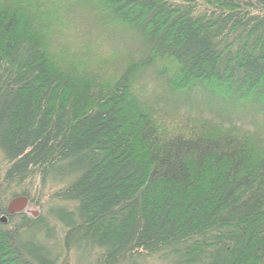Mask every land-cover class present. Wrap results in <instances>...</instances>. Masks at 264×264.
Listing matches in <instances>:
<instances>
[{
	"label": "trees",
	"instance_id": "1",
	"mask_svg": "<svg viewBox=\"0 0 264 264\" xmlns=\"http://www.w3.org/2000/svg\"><path fill=\"white\" fill-rule=\"evenodd\" d=\"M0 159V264H264V0H0Z\"/></svg>",
	"mask_w": 264,
	"mask_h": 264
},
{
	"label": "rangeland",
	"instance_id": "2",
	"mask_svg": "<svg viewBox=\"0 0 264 264\" xmlns=\"http://www.w3.org/2000/svg\"><path fill=\"white\" fill-rule=\"evenodd\" d=\"M86 26L90 25L89 21H84ZM80 22H73L72 24L61 25L58 33L62 39V42L66 44L69 49H72L75 52L80 53L81 56H86L89 54L91 56L92 66L95 68H100L102 72H105L106 75L110 74L114 69L118 68V65L121 61H118V58L125 56L127 53L133 55L131 51L127 50L125 45H120L117 40L110 38L109 35L105 33L97 34L96 32H90L86 34L84 32L85 24ZM78 25V26H77ZM84 27V28H83ZM88 42V43H87ZM153 81L146 80L141 84L145 95H150L153 90ZM3 162L0 159V175L3 173ZM2 195V194H1ZM0 198L1 202L6 200L5 194ZM45 199L43 198L42 201ZM6 203V201H5ZM28 209L31 211H39V207L28 206ZM39 213V212H38ZM31 215V214H30ZM63 264H74L72 259H68L66 262L63 261ZM150 264H165L159 261L158 259L150 260Z\"/></svg>",
	"mask_w": 264,
	"mask_h": 264
},
{
	"label": "water",
	"instance_id": "3",
	"mask_svg": "<svg viewBox=\"0 0 264 264\" xmlns=\"http://www.w3.org/2000/svg\"><path fill=\"white\" fill-rule=\"evenodd\" d=\"M28 205H29L28 198L24 196L15 197L7 203L6 213L7 215L14 216L25 212L31 214L33 217H37L38 212L31 211L30 209H28ZM0 222L6 223V218L5 217L1 218Z\"/></svg>",
	"mask_w": 264,
	"mask_h": 264
}]
</instances>
